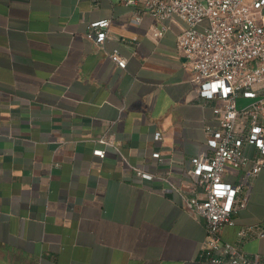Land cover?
I'll use <instances>...</instances> for the list:
<instances>
[{"label": "crops", "instance_id": "crops-1", "mask_svg": "<svg viewBox=\"0 0 264 264\" xmlns=\"http://www.w3.org/2000/svg\"><path fill=\"white\" fill-rule=\"evenodd\" d=\"M134 11L123 0H0V264H214L199 257L204 220L185 205L201 193L188 170L210 152L214 103L194 97L181 19L137 23ZM102 19L98 46L86 31ZM234 218L221 229L232 243L240 225L264 226V169ZM243 248L264 257V236Z\"/></svg>", "mask_w": 264, "mask_h": 264}, {"label": "built area", "instance_id": "built-area-1", "mask_svg": "<svg viewBox=\"0 0 264 264\" xmlns=\"http://www.w3.org/2000/svg\"><path fill=\"white\" fill-rule=\"evenodd\" d=\"M135 6L133 21L145 14L158 21L178 17V51L186 58L196 99L210 100L217 125H206L210 152L192 157L188 170L201 193L187 195L186 208L204 220L205 237L199 257L214 264H264L260 254H248L243 244L264 236L260 223L242 224L237 242L222 238L221 229L234 225V215L247 205L253 181L264 169V0H123ZM111 19L93 21L86 35L101 46ZM166 24L154 27L159 37ZM110 58L125 68L127 58L114 49ZM155 138L162 133L157 131ZM99 142L113 145L108 136ZM94 153L104 157L106 149ZM159 152L153 156L159 157ZM141 178L154 174L134 167ZM228 177H234L229 179ZM171 187L176 189L174 184Z\"/></svg>", "mask_w": 264, "mask_h": 264}]
</instances>
